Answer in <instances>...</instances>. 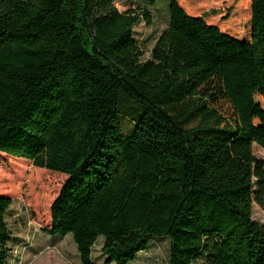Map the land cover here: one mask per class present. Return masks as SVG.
Instances as JSON below:
<instances>
[{
  "label": "trees",
  "instance_id": "obj_1",
  "mask_svg": "<svg viewBox=\"0 0 264 264\" xmlns=\"http://www.w3.org/2000/svg\"><path fill=\"white\" fill-rule=\"evenodd\" d=\"M115 1L0 0V154L18 176H66L47 233L71 236L80 264L99 238L106 264L161 239L168 264H264V0H183L195 15L169 0L148 60L134 28L149 13ZM223 99L232 124L207 107Z\"/></svg>",
  "mask_w": 264,
  "mask_h": 264
},
{
  "label": "rangeland",
  "instance_id": "obj_2",
  "mask_svg": "<svg viewBox=\"0 0 264 264\" xmlns=\"http://www.w3.org/2000/svg\"><path fill=\"white\" fill-rule=\"evenodd\" d=\"M177 1L190 14H197L183 0ZM115 5L118 9L122 5H131L139 11L145 9L149 13L150 24L141 19L134 28V39L143 53V59L148 60L152 49L169 27V0H116ZM207 107L215 110L231 124L235 120V112L227 100H219ZM131 113L129 106L125 105L120 116L125 135L132 132L136 121ZM198 121L199 118L194 117L186 127H195ZM253 154L264 162V151L256 145H253ZM10 158L0 154V197L11 200L5 215L10 232V258L7 264H80L71 236L60 238L47 233L50 229V207L66 176L51 172L45 174L41 171H35L33 175L18 176L11 173ZM252 219L264 228V210L256 204H253ZM102 245L103 238H99L93 247L92 259L95 264H106L107 258L101 254ZM168 248L167 239L155 240L149 245L150 259L139 254L129 264H168ZM194 264L207 263L204 259H199Z\"/></svg>",
  "mask_w": 264,
  "mask_h": 264
},
{
  "label": "built area",
  "instance_id": "obj_3",
  "mask_svg": "<svg viewBox=\"0 0 264 264\" xmlns=\"http://www.w3.org/2000/svg\"><path fill=\"white\" fill-rule=\"evenodd\" d=\"M139 254H142V256H143V258H145V259H150L151 257H150V254H149V252H148V250H146V251H142V252H140ZM138 254V255H139Z\"/></svg>",
  "mask_w": 264,
  "mask_h": 264
}]
</instances>
